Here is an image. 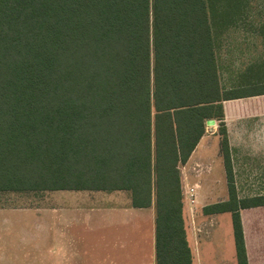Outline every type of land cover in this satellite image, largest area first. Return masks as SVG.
Here are the masks:
<instances>
[{"label": "trees", "instance_id": "obj_1", "mask_svg": "<svg viewBox=\"0 0 264 264\" xmlns=\"http://www.w3.org/2000/svg\"><path fill=\"white\" fill-rule=\"evenodd\" d=\"M264 1V0H262ZM258 0H0V193L128 191L153 206L155 264H193L180 168L216 121L237 264H248L232 184L217 54Z\"/></svg>", "mask_w": 264, "mask_h": 264}, {"label": "crops", "instance_id": "obj_2", "mask_svg": "<svg viewBox=\"0 0 264 264\" xmlns=\"http://www.w3.org/2000/svg\"><path fill=\"white\" fill-rule=\"evenodd\" d=\"M217 59L223 89L237 90L243 96L222 103L232 184L235 189L264 186V19H250L227 31ZM217 126L216 121L207 125L205 135L181 166L182 187L228 185ZM22 194L25 193H0ZM202 194L200 190L196 192V203L203 199ZM185 206L196 230L192 241L185 231L193 264H203L202 257L211 262L212 245L223 240L218 233L223 216L231 220L232 216L202 214L195 218L190 206ZM41 210L45 217V260L50 258L54 261L51 264H81V260L88 259L79 253L76 238L87 222L97 230H109L102 253L95 256L97 261H103L100 264H155L154 208H133L128 191H46L45 207ZM239 214L248 264H264V206L241 209ZM33 215L34 211L26 208H0V252L33 251L30 242L35 222L26 220ZM185 217L183 214L184 223ZM195 219H199L197 226ZM21 229L29 241H21ZM233 248L235 254V244L232 246L230 240L231 253ZM8 259L0 258V264H8Z\"/></svg>", "mask_w": 264, "mask_h": 264}, {"label": "rangeland", "instance_id": "obj_3", "mask_svg": "<svg viewBox=\"0 0 264 264\" xmlns=\"http://www.w3.org/2000/svg\"><path fill=\"white\" fill-rule=\"evenodd\" d=\"M253 19H264V1L258 0L254 5V10L252 13ZM214 122V121H213ZM207 128V127H206ZM218 130V126L217 129ZM218 134V132L216 133ZM181 175V174H180ZM182 187V185H181ZM197 187V191H201L203 194V199L199 203L194 205H189L186 202L185 191L186 187L183 186L182 189V203H183V214L186 219L184 223L185 231H187L190 240L192 241V232H196L194 222L191 223L188 218L189 213L186 209V203L190 206L189 211H194V217H201L202 214H205L204 210L206 207L227 201L229 198L228 195V185L224 187ZM236 194L240 198L245 197L244 199L249 198L251 195L262 194L264 197V186H254V187H242L236 188ZM195 206V207H193ZM41 207H45V192H29L22 195H0V208H15L23 210L24 208L33 210L35 215L33 218L27 217L26 220L35 222L33 227V239L31 245L33 251H14V252H0V258H10L8 259V264H47L54 261L45 260V217L41 214ZM193 207V208H191ZM192 209V210H191ZM222 224L218 227V233L221 235L223 240H220L217 244L212 245L211 258L204 260L202 257L203 264H234L235 254L234 248L232 253L230 251V240L232 241V246H234L233 241V232H232V220L231 217L227 218L223 216ZM21 221L20 218H18ZM25 221V218H23ZM86 221V220H84ZM197 221L195 219V224L197 226ZM29 233L31 230H28ZM106 228L96 229L90 222L86 223V226L81 227L80 234L76 236L77 246H79L80 254L82 256H88V259L81 260V264H100L103 261H97L96 254L102 253V245L104 244V239L107 236ZM21 232V241H29L28 235H25L22 229ZM23 233V234H22ZM230 236V240H229ZM11 237V236H10ZM13 238V237H11ZM15 238V237H14ZM13 240V239H12ZM20 242V240L18 241ZM232 254V257H230ZM92 256V257H91ZM199 256V255H198ZM200 259V257H198ZM232 259V260H231ZM252 260V258H251ZM56 262V261H55Z\"/></svg>", "mask_w": 264, "mask_h": 264}, {"label": "built area", "instance_id": "obj_4", "mask_svg": "<svg viewBox=\"0 0 264 264\" xmlns=\"http://www.w3.org/2000/svg\"><path fill=\"white\" fill-rule=\"evenodd\" d=\"M186 187V191H185V198H186V202L189 205H194L196 203V189L198 186H185Z\"/></svg>", "mask_w": 264, "mask_h": 264}, {"label": "water", "instance_id": "obj_5", "mask_svg": "<svg viewBox=\"0 0 264 264\" xmlns=\"http://www.w3.org/2000/svg\"><path fill=\"white\" fill-rule=\"evenodd\" d=\"M213 124V121H208L207 122V125H212Z\"/></svg>", "mask_w": 264, "mask_h": 264}]
</instances>
